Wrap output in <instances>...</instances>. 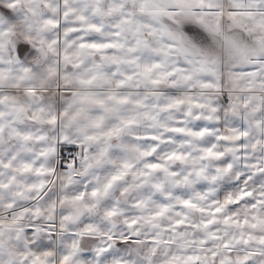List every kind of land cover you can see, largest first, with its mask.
Listing matches in <instances>:
<instances>
[{
    "label": "snow or ice",
    "instance_id": "snow-or-ice-1",
    "mask_svg": "<svg viewBox=\"0 0 264 264\" xmlns=\"http://www.w3.org/2000/svg\"><path fill=\"white\" fill-rule=\"evenodd\" d=\"M0 264H264V0H0Z\"/></svg>",
    "mask_w": 264,
    "mask_h": 264
}]
</instances>
